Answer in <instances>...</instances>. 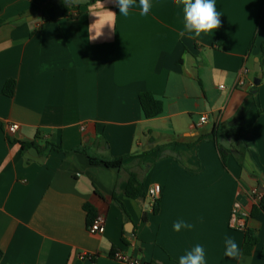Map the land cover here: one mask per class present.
<instances>
[{
    "label": "crops",
    "instance_id": "crops-1",
    "mask_svg": "<svg viewBox=\"0 0 264 264\" xmlns=\"http://www.w3.org/2000/svg\"><path fill=\"white\" fill-rule=\"evenodd\" d=\"M59 1L0 0V264H121L116 252L140 264H179L197 244L205 264H264V76L254 85L257 63L264 73V0H215L221 26L195 39L173 0H150L147 15L136 0L127 16L102 0L116 13L114 28L95 41L91 0L67 4L69 15L81 13L76 19ZM243 67L250 73L237 87ZM9 80L17 83L11 98L3 94ZM144 92L164 101L161 116L144 117ZM241 111L248 149L240 153L212 133ZM10 124L19 126L15 135ZM18 141L31 147L24 152ZM217 145L229 152L227 167ZM87 155L124 157L123 169ZM131 172L145 199L126 196ZM236 204L258 237L239 259L224 255L226 237L242 252ZM86 205L104 217L98 235L88 232ZM176 221L193 227L176 232Z\"/></svg>",
    "mask_w": 264,
    "mask_h": 264
},
{
    "label": "clouds",
    "instance_id": "clouds-1",
    "mask_svg": "<svg viewBox=\"0 0 264 264\" xmlns=\"http://www.w3.org/2000/svg\"><path fill=\"white\" fill-rule=\"evenodd\" d=\"M82 2H86V0H65V3L69 5ZM115 3L119 8V14L124 16H127L129 10L136 6V0H115ZM173 4L182 10L184 30L192 33L193 39L199 38L202 33H212L221 26V13L217 10L215 0H173ZM151 7L150 0H139L141 15H147ZM88 12L96 17L95 21L88 26L89 40L95 41L101 38L106 25L114 28L113 19L116 13L105 8L102 0H96V3L90 5ZM183 34L184 32H181V35ZM225 147H228L226 141ZM192 227V224L184 221H176L173 224V230L176 232ZM224 245L225 256L233 259H239L242 256L240 245L232 237H226ZM179 264H205L204 248L199 244L195 245L179 257Z\"/></svg>",
    "mask_w": 264,
    "mask_h": 264
},
{
    "label": "trees",
    "instance_id": "trees-1",
    "mask_svg": "<svg viewBox=\"0 0 264 264\" xmlns=\"http://www.w3.org/2000/svg\"><path fill=\"white\" fill-rule=\"evenodd\" d=\"M95 2L96 0H91L89 4H93ZM57 4L62 5L64 7V16L66 17H69L71 19H76L81 14V13H77V15L75 16L69 15V9L67 7V3H65V0H60ZM41 11L43 13L44 19L47 20L46 11L43 9H41ZM263 14H264V9L262 11V15ZM2 24H4V21H0V26ZM252 46L253 44L251 45V47ZM16 84L17 83L15 80L7 81L3 89V94L10 98L13 97L16 91ZM139 101H140V106H141L143 115L146 119H153L158 116H161L164 113V110H165L164 101L161 99H157L151 93H148V92L141 93L139 95ZM246 129H247V121H246V118L243 112L241 111L238 113L233 126L225 129L223 125H215L214 131L212 133V136L214 138L212 140L216 142L215 138L220 137V136H227L231 138L233 147L235 148V150L241 153L242 151H246L248 149V143L246 142L245 137H244V133ZM18 142L22 145V149L24 152H26L31 147L30 145H27L24 142H20V141ZM48 149L57 150L59 152L62 151L61 147L50 145V144L48 145ZM218 151H219L223 166L227 167V160H228L229 152L219 146H218ZM75 152H84V151L76 150ZM87 157H88L89 162L93 165H101L106 168H114L117 170L123 169L124 157H121L115 160H104L101 158L92 157L90 155H87ZM125 194L127 197L132 198V199H145L147 197L143 184L139 181L138 176L133 172L129 173ZM262 203L263 202L261 201L258 204L259 205L258 209H261L262 211H264V205ZM85 209L88 213L87 225H89L95 220L98 214L90 205H86ZM159 210H160V200L157 201L152 213L156 215L159 213ZM147 219H148L147 214H145L144 221H146ZM243 232H244V243L242 247V253L244 255H250L252 253V250L258 243V237L256 235V232L250 228H246L245 230H243ZM2 256H3V252L0 250V260L2 259Z\"/></svg>",
    "mask_w": 264,
    "mask_h": 264
},
{
    "label": "built area",
    "instance_id": "built-area-1",
    "mask_svg": "<svg viewBox=\"0 0 264 264\" xmlns=\"http://www.w3.org/2000/svg\"><path fill=\"white\" fill-rule=\"evenodd\" d=\"M249 73H250V69H248L247 67L242 68L241 76L237 82V87L238 86L243 87L246 85V78L248 77ZM221 88H223V87H221ZM206 122H207L206 118H203L201 121V124L203 125ZM18 130H19L18 125L10 124L7 126V131L10 135H15L18 132ZM251 196L254 197L253 198L254 203L257 204L261 201V198L256 196V191L251 192ZM160 197H161V187L159 185L153 186L149 190V202H150V206H151L152 210L154 209V207H155L157 201L160 199ZM232 215H233L234 222L237 223L236 225H239L240 229L245 230L246 229V225H245L246 223H245L244 216H243L244 214L241 212V206L239 204H236L233 207ZM104 224H105L104 217L101 215H98L91 224L87 225L88 232L91 235H98L102 232ZM81 258L82 259L88 258L89 260L93 259L92 257H89L87 255H82ZM113 259L120 262L121 264H140L139 261L132 259V258L126 256L125 254L120 253V252L114 253Z\"/></svg>",
    "mask_w": 264,
    "mask_h": 264
},
{
    "label": "water",
    "instance_id": "water-1",
    "mask_svg": "<svg viewBox=\"0 0 264 264\" xmlns=\"http://www.w3.org/2000/svg\"><path fill=\"white\" fill-rule=\"evenodd\" d=\"M254 85L258 86L261 83V80L263 79L264 73L261 71V67L260 64L257 63L254 67ZM21 138V137H19ZM35 149H32V151H34Z\"/></svg>",
    "mask_w": 264,
    "mask_h": 264
}]
</instances>
